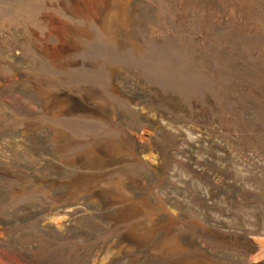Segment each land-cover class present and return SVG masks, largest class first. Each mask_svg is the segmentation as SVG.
Wrapping results in <instances>:
<instances>
[{
    "label": "rangeland",
    "instance_id": "obj_1",
    "mask_svg": "<svg viewBox=\"0 0 264 264\" xmlns=\"http://www.w3.org/2000/svg\"><path fill=\"white\" fill-rule=\"evenodd\" d=\"M0 264H264V0H0Z\"/></svg>",
    "mask_w": 264,
    "mask_h": 264
}]
</instances>
